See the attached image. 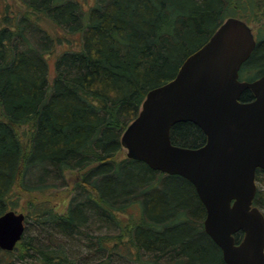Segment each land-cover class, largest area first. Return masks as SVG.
<instances>
[{
	"label": "trees",
	"instance_id": "16d2710c",
	"mask_svg": "<svg viewBox=\"0 0 264 264\" xmlns=\"http://www.w3.org/2000/svg\"><path fill=\"white\" fill-rule=\"evenodd\" d=\"M7 6L0 14V214L15 210L22 195L66 185L68 171L79 177L63 210L30 202L24 233L12 250L0 248V264H225L203 228L193 184L121 156V134L147 91L172 78L227 16L244 19L256 39L240 69L262 73L264 0ZM252 97L250 89L240 95ZM170 138L197 147L205 134L179 121ZM255 180L253 203L264 210V169L256 168Z\"/></svg>",
	"mask_w": 264,
	"mask_h": 264
},
{
	"label": "water",
	"instance_id": "95a60500",
	"mask_svg": "<svg viewBox=\"0 0 264 264\" xmlns=\"http://www.w3.org/2000/svg\"><path fill=\"white\" fill-rule=\"evenodd\" d=\"M255 44L252 27L227 16L172 78L147 91L121 134L127 157L193 184L205 208L203 228L225 264H264V211L253 203L255 171L264 169V71L239 78ZM245 89L249 100L240 99ZM179 121L198 125L204 143H172L170 128ZM24 229V213H1L0 248L12 250Z\"/></svg>",
	"mask_w": 264,
	"mask_h": 264
},
{
	"label": "rangeland",
	"instance_id": "374dc122",
	"mask_svg": "<svg viewBox=\"0 0 264 264\" xmlns=\"http://www.w3.org/2000/svg\"><path fill=\"white\" fill-rule=\"evenodd\" d=\"M79 1L85 5L93 2V0H79ZM4 5H8L7 12L9 11L10 8L17 10L19 8V0H6V2L0 1V14H2L5 11ZM63 46H64L63 44L58 45L57 51H59ZM47 59L49 63L50 74L52 75L54 72L53 68H54L55 55L51 54L48 56ZM255 73H256L255 69H246V70L243 69L242 70L241 68L239 70V78L240 79H251L253 78V76H255ZM120 155L121 156L126 155L125 148H122ZM78 177H79V172L68 171L66 174V179H67L66 185L48 190L43 195L38 194V193L22 195L19 199V205L15 207V210L17 212H22L26 214L27 206L30 204V202L32 201L38 202L41 200L48 201L50 204H53L55 207H57V209L63 210L65 206L67 205L69 198L75 193V190L73 189V185L76 182ZM26 225L27 226L29 225L30 233L35 234L36 231L34 230L33 224L26 223Z\"/></svg>",
	"mask_w": 264,
	"mask_h": 264
}]
</instances>
